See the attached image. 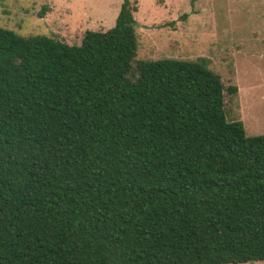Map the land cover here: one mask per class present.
<instances>
[{
	"label": "trees",
	"instance_id": "16d2710c",
	"mask_svg": "<svg viewBox=\"0 0 264 264\" xmlns=\"http://www.w3.org/2000/svg\"><path fill=\"white\" fill-rule=\"evenodd\" d=\"M137 11L71 46L0 28V264L264 262V135L207 59L137 60Z\"/></svg>",
	"mask_w": 264,
	"mask_h": 264
},
{
	"label": "rangeland",
	"instance_id": "374dc122",
	"mask_svg": "<svg viewBox=\"0 0 264 264\" xmlns=\"http://www.w3.org/2000/svg\"><path fill=\"white\" fill-rule=\"evenodd\" d=\"M137 60L205 58L226 87L228 121L264 135V0H130ZM123 0H0V28L79 45L86 31L113 28ZM264 264V262L247 263Z\"/></svg>",
	"mask_w": 264,
	"mask_h": 264
},
{
	"label": "crops",
	"instance_id": "0c3cea01",
	"mask_svg": "<svg viewBox=\"0 0 264 264\" xmlns=\"http://www.w3.org/2000/svg\"><path fill=\"white\" fill-rule=\"evenodd\" d=\"M239 92V91H238Z\"/></svg>",
	"mask_w": 264,
	"mask_h": 264
}]
</instances>
